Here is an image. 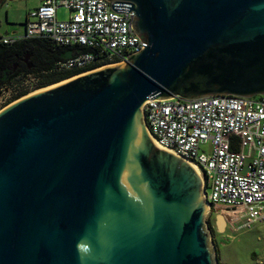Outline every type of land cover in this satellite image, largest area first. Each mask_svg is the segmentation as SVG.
<instances>
[{
  "label": "water",
  "instance_id": "95a60500",
  "mask_svg": "<svg viewBox=\"0 0 264 264\" xmlns=\"http://www.w3.org/2000/svg\"><path fill=\"white\" fill-rule=\"evenodd\" d=\"M107 1L146 47L0 111V264H220L205 180L143 107L264 95V0Z\"/></svg>",
  "mask_w": 264,
  "mask_h": 264
},
{
  "label": "built area",
  "instance_id": "2783aa9c",
  "mask_svg": "<svg viewBox=\"0 0 264 264\" xmlns=\"http://www.w3.org/2000/svg\"><path fill=\"white\" fill-rule=\"evenodd\" d=\"M107 0H40L25 21V35H2L10 45L25 38H48L82 49L62 65L86 68L106 58L128 61L146 44L132 28L134 11L117 13ZM59 8L71 12L57 19ZM150 137L194 165L205 180L209 213L221 211L232 231L264 223V95L171 98L146 102Z\"/></svg>",
  "mask_w": 264,
  "mask_h": 264
},
{
  "label": "trees",
  "instance_id": "16d2710c",
  "mask_svg": "<svg viewBox=\"0 0 264 264\" xmlns=\"http://www.w3.org/2000/svg\"><path fill=\"white\" fill-rule=\"evenodd\" d=\"M82 49L59 46L48 38H25L13 44L0 43V93L11 90L8 104L37 90L85 74L109 64L100 58L86 68L62 64ZM209 227L214 233L210 218Z\"/></svg>",
  "mask_w": 264,
  "mask_h": 264
},
{
  "label": "rangeland",
  "instance_id": "374dc122",
  "mask_svg": "<svg viewBox=\"0 0 264 264\" xmlns=\"http://www.w3.org/2000/svg\"><path fill=\"white\" fill-rule=\"evenodd\" d=\"M39 4L40 0H2L0 2V34L15 32L18 36H24L27 16ZM70 15L71 12L68 9L57 10V19L60 21L69 19ZM11 94V90L0 93V111L9 105ZM209 218L214 233L209 227ZM206 223L207 231L211 233L217 249L220 264H264V223L256 224L251 229L232 231L227 218L221 211L209 213Z\"/></svg>",
  "mask_w": 264,
  "mask_h": 264
},
{
  "label": "crops",
  "instance_id": "0c3cea01",
  "mask_svg": "<svg viewBox=\"0 0 264 264\" xmlns=\"http://www.w3.org/2000/svg\"><path fill=\"white\" fill-rule=\"evenodd\" d=\"M6 34H9V33H6ZM6 34H5V35H6ZM15 34H16V33H15V32H13V33H12V34H10V35H15ZM16 35H17V34H16Z\"/></svg>",
  "mask_w": 264,
  "mask_h": 264
},
{
  "label": "bare ground",
  "instance_id": "6f19581e",
  "mask_svg": "<svg viewBox=\"0 0 264 264\" xmlns=\"http://www.w3.org/2000/svg\"><path fill=\"white\" fill-rule=\"evenodd\" d=\"M194 166V165H193ZM194 168L197 170V168L194 166ZM197 172L199 173V171L197 170ZM221 220V219H220Z\"/></svg>",
  "mask_w": 264,
  "mask_h": 264
},
{
  "label": "flooded vegetation",
  "instance_id": "af4514ba",
  "mask_svg": "<svg viewBox=\"0 0 264 264\" xmlns=\"http://www.w3.org/2000/svg\"><path fill=\"white\" fill-rule=\"evenodd\" d=\"M2 0H0V2H1ZM124 3H127V2H124ZM128 4H130V5H132L131 3H128ZM135 18V17H134Z\"/></svg>",
  "mask_w": 264,
  "mask_h": 264
}]
</instances>
